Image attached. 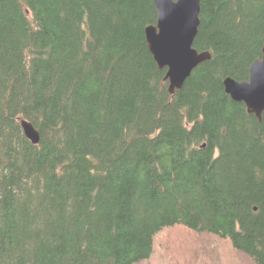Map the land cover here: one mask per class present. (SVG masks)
<instances>
[{"label": "trees", "instance_id": "16d2710c", "mask_svg": "<svg viewBox=\"0 0 264 264\" xmlns=\"http://www.w3.org/2000/svg\"><path fill=\"white\" fill-rule=\"evenodd\" d=\"M157 17L153 0H0V264H138L179 226L264 264V115L223 85L262 56L264 0H201L212 58L174 94Z\"/></svg>", "mask_w": 264, "mask_h": 264}, {"label": "water", "instance_id": "95a60500", "mask_svg": "<svg viewBox=\"0 0 264 264\" xmlns=\"http://www.w3.org/2000/svg\"><path fill=\"white\" fill-rule=\"evenodd\" d=\"M158 11L156 26L146 27L149 50L161 70L167 69L170 93L181 90L193 70L210 59V54L194 48L200 26L201 0H153ZM224 87L234 101L244 102L248 111L262 121L264 114V47L263 58L252 64L249 79H227ZM25 134L34 143L39 136L33 126L23 122Z\"/></svg>", "mask_w": 264, "mask_h": 264}, {"label": "rangeland", "instance_id": "374dc122", "mask_svg": "<svg viewBox=\"0 0 264 264\" xmlns=\"http://www.w3.org/2000/svg\"><path fill=\"white\" fill-rule=\"evenodd\" d=\"M171 229H174L178 235L172 233L167 236L170 241L168 247L165 246V243L159 242L151 260L141 264H252L226 239L208 233H202L200 238L194 232L182 227ZM179 240L193 244L201 241L205 252L189 255L184 251H179L181 247ZM210 248H215L218 252H212Z\"/></svg>", "mask_w": 264, "mask_h": 264}, {"label": "bare ground", "instance_id": "6f19581e", "mask_svg": "<svg viewBox=\"0 0 264 264\" xmlns=\"http://www.w3.org/2000/svg\"><path fill=\"white\" fill-rule=\"evenodd\" d=\"M34 44V43H33ZM194 72V71H193ZM190 78V77H189ZM155 79V78H154ZM225 80V79H224ZM4 90V89H3ZM226 92V91H225ZM176 93V92H175ZM8 93H6V95H7ZM22 107V106H21ZM7 124V123H6ZM8 127V126H7ZM38 136H39V138H41L40 137V134H38ZM141 142V141H140ZM40 143V142H39ZM49 171V170H48ZM53 172V171H52ZM35 178V177H34ZM55 179V178H54ZM175 179V178H174ZM19 180V179H18ZM61 180V179H60ZM66 180V179H65ZM29 181V180H28ZM40 181V180H39ZM38 181V182H39ZM16 182V181H15ZM36 182V181H35ZM70 182V181H69ZM1 186V185H0ZM56 186V185H55ZM171 188V187H170ZM18 191V190H17ZM22 191V190H21ZM26 193V192H25ZM10 194V193H9ZM22 204V203H21ZM111 232V231H110Z\"/></svg>", "mask_w": 264, "mask_h": 264}]
</instances>
